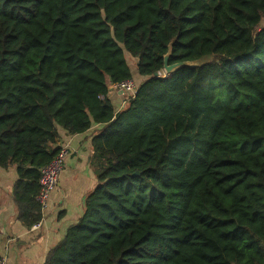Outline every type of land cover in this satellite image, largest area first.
I'll list each match as a JSON object with an SVG mask.
<instances>
[{
    "label": "trees",
    "instance_id": "1",
    "mask_svg": "<svg viewBox=\"0 0 264 264\" xmlns=\"http://www.w3.org/2000/svg\"><path fill=\"white\" fill-rule=\"evenodd\" d=\"M170 49L209 60L157 78ZM94 126L98 185L40 264H264V0H0V168L28 229L59 129Z\"/></svg>",
    "mask_w": 264,
    "mask_h": 264
},
{
    "label": "crops",
    "instance_id": "2",
    "mask_svg": "<svg viewBox=\"0 0 264 264\" xmlns=\"http://www.w3.org/2000/svg\"><path fill=\"white\" fill-rule=\"evenodd\" d=\"M111 92L116 103L125 100L113 87ZM99 128L94 126L79 135H70L59 129L60 140L54 148L67 147L70 154L38 229H28L19 218L13 195L18 180L16 167L0 168V245L8 247L7 264H40L50 249L63 240L68 229L84 215L86 198L98 185L92 166V139Z\"/></svg>",
    "mask_w": 264,
    "mask_h": 264
},
{
    "label": "built area",
    "instance_id": "3",
    "mask_svg": "<svg viewBox=\"0 0 264 264\" xmlns=\"http://www.w3.org/2000/svg\"><path fill=\"white\" fill-rule=\"evenodd\" d=\"M113 89L120 93L131 95V99H134L138 94V87L134 80L121 82L120 84L113 86ZM129 101L130 100L124 102L120 111ZM69 154V149L67 147H62L53 161L41 170L40 192L37 196V202L40 205L42 212H45L49 208L52 193L59 185L60 178L64 170L65 160ZM41 224L42 223L34 226L35 229H38ZM7 256L8 247L0 245V264H7Z\"/></svg>",
    "mask_w": 264,
    "mask_h": 264
},
{
    "label": "water",
    "instance_id": "4",
    "mask_svg": "<svg viewBox=\"0 0 264 264\" xmlns=\"http://www.w3.org/2000/svg\"><path fill=\"white\" fill-rule=\"evenodd\" d=\"M171 55H172V49H170L169 52L164 57V73H166L168 76H171V75L177 73L180 69H182L184 67L197 68V67L202 65L201 61L181 62V63L171 65V64H169V60H170ZM158 76H159V73H156L155 77H158ZM135 175L138 176L139 173H137ZM14 264H17V262H15Z\"/></svg>",
    "mask_w": 264,
    "mask_h": 264
},
{
    "label": "rangeland",
    "instance_id": "5",
    "mask_svg": "<svg viewBox=\"0 0 264 264\" xmlns=\"http://www.w3.org/2000/svg\"><path fill=\"white\" fill-rule=\"evenodd\" d=\"M209 60V58H206V59H204V60H202L201 61V64H203V63H205L206 61H208ZM130 61H131V68H132V71L135 69V66L136 65H133V63H136L137 62V60L136 59H133V58H131L130 59ZM135 71V70H134ZM168 75L166 74V73H163V72H160L159 73V76L157 77V78H164V77H167ZM117 90V89H116ZM118 94H120V97H122V95H123V97L125 98V100H123V102H122V107H123V104H124V102L126 101V99L128 98L127 96H124L125 94H123V93H120V92H118V91H116ZM122 94V95H121ZM128 101V100H127ZM129 103V102H128ZM128 103H127V105L122 109V110H124L127 106H128ZM57 244V243H56Z\"/></svg>",
    "mask_w": 264,
    "mask_h": 264
}]
</instances>
